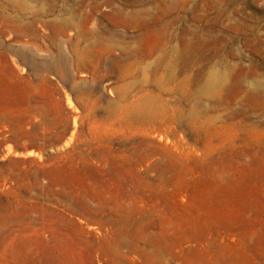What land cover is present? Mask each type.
I'll use <instances>...</instances> for the list:
<instances>
[{"label":"rangeland","instance_id":"obj_1","mask_svg":"<svg viewBox=\"0 0 264 264\" xmlns=\"http://www.w3.org/2000/svg\"><path fill=\"white\" fill-rule=\"evenodd\" d=\"M5 4L0 264H264V0Z\"/></svg>","mask_w":264,"mask_h":264},{"label":"bare ground","instance_id":"obj_2","mask_svg":"<svg viewBox=\"0 0 264 264\" xmlns=\"http://www.w3.org/2000/svg\"><path fill=\"white\" fill-rule=\"evenodd\" d=\"M145 25V23H144ZM137 27V26H136ZM148 28V26H147ZM180 41V40H179ZM182 84H183V79L182 78H178L176 80V87L178 88L179 92L181 93L182 92ZM172 89V88H171Z\"/></svg>","mask_w":264,"mask_h":264},{"label":"crops","instance_id":"obj_3","mask_svg":"<svg viewBox=\"0 0 264 264\" xmlns=\"http://www.w3.org/2000/svg\"><path fill=\"white\" fill-rule=\"evenodd\" d=\"M5 1H6V0H0V8H2V7L4 6Z\"/></svg>","mask_w":264,"mask_h":264},{"label":"built area","instance_id":"obj_4","mask_svg":"<svg viewBox=\"0 0 264 264\" xmlns=\"http://www.w3.org/2000/svg\"><path fill=\"white\" fill-rule=\"evenodd\" d=\"M3 7H5L6 8V4H4V6Z\"/></svg>","mask_w":264,"mask_h":264}]
</instances>
